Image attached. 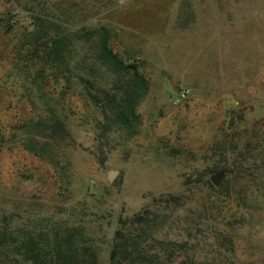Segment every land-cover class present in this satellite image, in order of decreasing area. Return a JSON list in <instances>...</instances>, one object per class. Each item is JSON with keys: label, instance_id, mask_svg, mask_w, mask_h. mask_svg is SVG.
<instances>
[{"label": "rangeland", "instance_id": "obj_1", "mask_svg": "<svg viewBox=\"0 0 264 264\" xmlns=\"http://www.w3.org/2000/svg\"><path fill=\"white\" fill-rule=\"evenodd\" d=\"M42 28L71 44L67 73L40 84L41 65L26 81L13 57ZM103 34L149 82L133 137L101 134L96 108L64 78H88L78 63ZM43 90L61 99L69 139L25 128ZM263 134L264 0H0V264H33L20 254L27 240L50 253L71 227L110 264L120 221L146 209L154 221L136 232L160 264H264ZM241 157L255 182L237 173ZM163 195L181 204L153 202Z\"/></svg>", "mask_w": 264, "mask_h": 264}, {"label": "trees", "instance_id": "obj_2", "mask_svg": "<svg viewBox=\"0 0 264 264\" xmlns=\"http://www.w3.org/2000/svg\"><path fill=\"white\" fill-rule=\"evenodd\" d=\"M45 32L46 30L42 28L39 32L29 33V37L20 44L14 54L15 66H19L18 71L23 74L26 81L31 80L30 71L37 64L41 67L37 75L32 77L33 83L42 84L48 79L50 77L46 73L48 70L54 72L52 76L60 79L69 69V58L65 54L69 51L70 41L66 38L44 40ZM107 38L108 36L103 34L102 41L93 49V57L82 59L78 63L88 78L82 75L75 76L71 71L69 72L71 77L68 75L64 78H68L69 83L75 81L81 87V94L96 108L100 116V120H97L101 134L106 136L107 133L116 130L125 132L126 137H133L138 133L140 122L138 108L149 92V82L140 72L139 65L130 63L112 52ZM103 70L104 72H101ZM104 74L112 80L108 85L103 82L106 78ZM71 88L72 85L68 90ZM66 93L62 92L61 96ZM35 99L41 104L43 112H38L35 117L27 120L25 128L37 130L40 137H45L47 132L50 135L58 133L63 139H69L64 123L55 117V108L63 107L61 99H54L50 92L45 90L37 93ZM48 115L51 117H47ZM255 138L253 142L264 144V134ZM29 150L33 153L31 149ZM246 163L247 161L241 157L240 163L235 164L236 168H239L237 173L243 181L255 182L257 179L255 173L242 170ZM153 202L166 207L179 205L181 197L163 195ZM154 206L155 204H152V207ZM153 216V212L146 209L132 218L120 221L112 240L110 264H160L158 258L151 255L147 247L142 248L140 237L142 234L136 232L139 225L146 221L153 222L154 219H151ZM80 229L71 227L66 229L64 235L56 233L50 242V253L42 252L45 250L42 243L30 238L25 242L24 253L20 254H24L25 260L33 264H99L97 252L87 240L80 247L79 239L85 237Z\"/></svg>", "mask_w": 264, "mask_h": 264}, {"label": "water", "instance_id": "obj_3", "mask_svg": "<svg viewBox=\"0 0 264 264\" xmlns=\"http://www.w3.org/2000/svg\"><path fill=\"white\" fill-rule=\"evenodd\" d=\"M224 172L216 173L211 176V182L214 186L219 187L222 183ZM117 171H111L108 175V180L110 183H113L115 178L117 177Z\"/></svg>", "mask_w": 264, "mask_h": 264}, {"label": "built area", "instance_id": "obj_4", "mask_svg": "<svg viewBox=\"0 0 264 264\" xmlns=\"http://www.w3.org/2000/svg\"><path fill=\"white\" fill-rule=\"evenodd\" d=\"M186 94H187V93L183 91V92L181 93L180 97H181V98H184V97L186 96Z\"/></svg>", "mask_w": 264, "mask_h": 264}]
</instances>
